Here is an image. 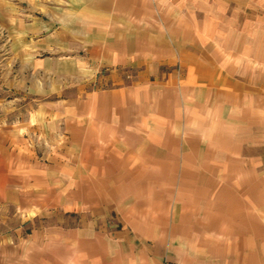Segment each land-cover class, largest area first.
Wrapping results in <instances>:
<instances>
[{"label": "crops", "instance_id": "obj_1", "mask_svg": "<svg viewBox=\"0 0 264 264\" xmlns=\"http://www.w3.org/2000/svg\"><path fill=\"white\" fill-rule=\"evenodd\" d=\"M222 4L0 0L38 96L0 116V264H254L264 61Z\"/></svg>", "mask_w": 264, "mask_h": 264}, {"label": "rangeland", "instance_id": "obj_2", "mask_svg": "<svg viewBox=\"0 0 264 264\" xmlns=\"http://www.w3.org/2000/svg\"><path fill=\"white\" fill-rule=\"evenodd\" d=\"M222 5L228 4V11L223 6V18L231 20V31L233 37H248L245 42L236 43L232 46H241L242 51L248 55V60H252L256 67L264 61V0H221ZM228 12V16H226ZM252 37V38H249ZM9 47L6 42L5 29L0 25V116H9L13 120L21 119L28 110L36 107L37 98L33 92L21 89V74L14 72L17 64L16 59L11 58ZM255 71L254 77L260 78L261 73ZM21 85V86H20ZM23 86H25L23 84ZM24 97V99L22 98ZM27 97V98H26ZM26 98V99H25ZM31 147L38 149H49L51 142L49 138L38 131L30 130L26 134ZM109 222L116 225L117 221L110 218ZM117 226V225H116ZM264 239V231L254 230V239ZM254 264H264V243L254 247ZM245 254V253H243Z\"/></svg>", "mask_w": 264, "mask_h": 264}]
</instances>
